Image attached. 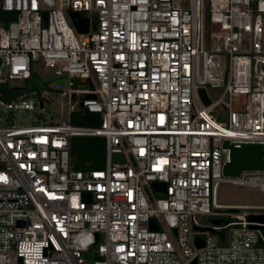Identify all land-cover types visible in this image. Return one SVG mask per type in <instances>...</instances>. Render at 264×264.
<instances>
[{
  "label": "built area",
  "instance_id": "obj_1",
  "mask_svg": "<svg viewBox=\"0 0 264 264\" xmlns=\"http://www.w3.org/2000/svg\"><path fill=\"white\" fill-rule=\"evenodd\" d=\"M37 57L89 79L64 94L101 120L0 97V264H264L246 217L264 205L203 219L222 214L220 182L264 191V171L222 173L224 139L264 141V0H0V83L29 79ZM88 135L104 162L77 168L71 138Z\"/></svg>",
  "mask_w": 264,
  "mask_h": 264
},
{
  "label": "rangeland",
  "instance_id": "obj_2",
  "mask_svg": "<svg viewBox=\"0 0 264 264\" xmlns=\"http://www.w3.org/2000/svg\"><path fill=\"white\" fill-rule=\"evenodd\" d=\"M180 2V0H176ZM32 72L39 76L45 83L44 89H33L29 87V79H11L9 86H21L20 90L25 95H42L45 99L44 116L48 117L51 114L55 118L60 117L59 108H63L64 117H70L71 113L76 115L82 114L83 110L71 111V103L69 97L64 94L67 90H72V86L77 85L80 80L79 77L70 76L66 71L61 70L58 66L45 65L40 57L32 61ZM219 89L206 86V91L211 97ZM71 111V112H70ZM95 114H98L95 112ZM93 124L94 122H90ZM84 138V136H82ZM97 139L103 136H97ZM217 201L223 203L225 206L216 208L222 214L228 216H235L251 210V207L264 205V191L259 186L249 184L232 183L230 181L220 182L217 186ZM211 216L204 217L207 222H211Z\"/></svg>",
  "mask_w": 264,
  "mask_h": 264
},
{
  "label": "water",
  "instance_id": "obj_3",
  "mask_svg": "<svg viewBox=\"0 0 264 264\" xmlns=\"http://www.w3.org/2000/svg\"><path fill=\"white\" fill-rule=\"evenodd\" d=\"M44 18L46 19L47 12L43 11ZM69 15L80 32H86L88 29V19L80 15L78 11L71 10ZM92 26L95 27V23H92ZM46 83L35 73H31L29 77V87L33 89H44ZM17 89H21V86H14ZM199 94L204 102L208 104L210 102L209 98L206 95V91L203 87L198 89ZM74 97L75 94L73 93ZM87 97H94V93H87ZM222 148L224 153V161L222 165V173L225 177H239L244 172L247 171H264V141H235L224 139L222 142ZM153 187L157 190H165V184L163 182L154 181L152 183ZM88 196V193H85ZM247 220L256 221L258 224L250 223L249 227L259 228L264 235V214H254L248 213ZM216 222L226 223L227 221L215 220ZM151 227L157 228L156 224L151 220ZM194 228L198 226L194 225ZM205 228H201L203 230ZM212 232H218L214 227H206ZM220 238H223L221 232H219ZM195 242L197 245H201L202 238L201 236L195 237ZM194 263V261H193Z\"/></svg>",
  "mask_w": 264,
  "mask_h": 264
},
{
  "label": "trees",
  "instance_id": "obj_4",
  "mask_svg": "<svg viewBox=\"0 0 264 264\" xmlns=\"http://www.w3.org/2000/svg\"><path fill=\"white\" fill-rule=\"evenodd\" d=\"M5 13V12H3ZM7 14V12H6ZM11 13L8 14V18L11 17ZM80 82L77 85L72 86V88H92L93 84L86 78H79ZM22 94L20 90H17L14 86H9L8 82L0 83V97L11 98ZM70 120L76 123L99 125L100 124V114H95V112H90L85 110L82 114L71 113ZM96 135L84 136H73L71 138V156L75 167L77 168H96L101 167L104 162L105 155V138L97 139ZM211 223L213 224H224L221 222H216L215 220L229 221L231 216L226 214H221L218 216H211ZM226 222V223H227Z\"/></svg>",
  "mask_w": 264,
  "mask_h": 264
}]
</instances>
